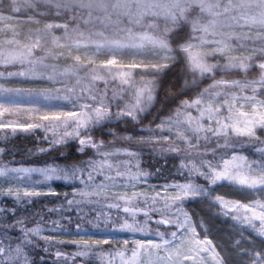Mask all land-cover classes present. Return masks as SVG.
<instances>
[{"label": "snow or ice", "instance_id": "6c2138e0", "mask_svg": "<svg viewBox=\"0 0 264 264\" xmlns=\"http://www.w3.org/2000/svg\"><path fill=\"white\" fill-rule=\"evenodd\" d=\"M0 264H264V0H0Z\"/></svg>", "mask_w": 264, "mask_h": 264}, {"label": "trees", "instance_id": "16d2710c", "mask_svg": "<svg viewBox=\"0 0 264 264\" xmlns=\"http://www.w3.org/2000/svg\"><path fill=\"white\" fill-rule=\"evenodd\" d=\"M207 82V81H206ZM39 135V134H38ZM36 141V138L35 137H27V138H24V137H21L20 139H18L16 141L17 145L19 147H21L22 149L27 146L29 148L33 147V144L35 143ZM20 157H18L19 159ZM31 162H39V160H43L44 157H39V158H36V157H29L28 158Z\"/></svg>", "mask_w": 264, "mask_h": 264}]
</instances>
